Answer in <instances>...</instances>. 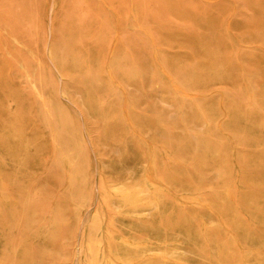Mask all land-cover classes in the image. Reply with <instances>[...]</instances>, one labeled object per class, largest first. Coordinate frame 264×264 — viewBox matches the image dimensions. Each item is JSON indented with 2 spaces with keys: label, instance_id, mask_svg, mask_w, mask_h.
Segmentation results:
<instances>
[{
  "label": "rangeland",
  "instance_id": "rangeland-1",
  "mask_svg": "<svg viewBox=\"0 0 264 264\" xmlns=\"http://www.w3.org/2000/svg\"><path fill=\"white\" fill-rule=\"evenodd\" d=\"M0 264H264V0H0Z\"/></svg>",
  "mask_w": 264,
  "mask_h": 264
},
{
  "label": "bare ground",
  "instance_id": "bare-ground-1",
  "mask_svg": "<svg viewBox=\"0 0 264 264\" xmlns=\"http://www.w3.org/2000/svg\"><path fill=\"white\" fill-rule=\"evenodd\" d=\"M176 255V254H175Z\"/></svg>",
  "mask_w": 264,
  "mask_h": 264
}]
</instances>
